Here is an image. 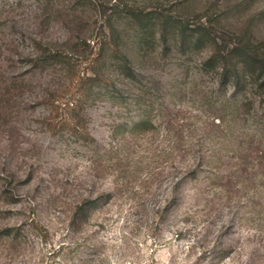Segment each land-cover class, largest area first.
I'll list each match as a JSON object with an SVG mask.
<instances>
[{
	"label": "rangeland",
	"instance_id": "374dc122",
	"mask_svg": "<svg viewBox=\"0 0 264 264\" xmlns=\"http://www.w3.org/2000/svg\"><path fill=\"white\" fill-rule=\"evenodd\" d=\"M212 19L264 0H0V264H264V93L182 44Z\"/></svg>",
	"mask_w": 264,
	"mask_h": 264
},
{
	"label": "trees",
	"instance_id": "16d2710c",
	"mask_svg": "<svg viewBox=\"0 0 264 264\" xmlns=\"http://www.w3.org/2000/svg\"><path fill=\"white\" fill-rule=\"evenodd\" d=\"M133 14V13H132ZM136 15V14H133ZM144 17H148L146 14ZM143 19L145 18H142ZM198 32L197 38L191 32ZM218 31V21L208 20L201 22L197 29H190L188 26L180 33L183 45L194 46L202 44L206 39H212L214 48L210 56L205 61L210 69H217L220 81L225 85L234 87L236 93L244 89L249 83L255 84L257 88L264 93V37L258 38L255 32L248 26L238 32L226 31L225 35L215 36ZM171 33L167 31L166 27L162 30V35L166 39V35ZM174 36L176 31H173ZM194 42H191V41ZM118 50V51H117ZM116 56L122 61L124 67L128 66V58L121 54L120 49L116 48ZM45 58L39 59V64H42ZM69 71L71 70L68 65ZM130 72V71H129ZM129 75H132L131 72ZM93 81L92 78H89ZM75 103L70 107V101H67V110L77 111L83 104L80 98H72ZM72 101V100H71ZM264 102V100H263ZM58 107V106H57ZM137 126L140 123L136 124ZM95 204V202H94ZM93 202L84 208L83 212L91 209L94 206ZM214 251H208L210 256ZM209 262H207L208 264Z\"/></svg>",
	"mask_w": 264,
	"mask_h": 264
}]
</instances>
